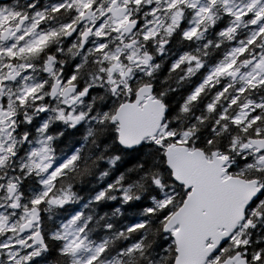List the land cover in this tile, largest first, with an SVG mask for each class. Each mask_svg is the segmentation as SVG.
<instances>
[{"label":"clouds","instance_id":"1","mask_svg":"<svg viewBox=\"0 0 264 264\" xmlns=\"http://www.w3.org/2000/svg\"><path fill=\"white\" fill-rule=\"evenodd\" d=\"M61 2L0 0L29 16L48 9L34 31L58 32L36 54L0 59V264H88L92 257V264H178L177 257L217 264L224 236L205 237L195 257L177 251L176 213L188 187L169 146L187 159L202 154L221 176L245 182L237 189L249 204L264 202V136L234 124L238 108L229 104L254 67L244 61L264 49L250 46L236 57V76L214 75L253 30L225 5L248 0H198L209 8L203 19L191 0L171 8L172 0H96L92 19L68 8L52 13ZM228 28L231 39L223 35ZM246 97L264 103V88L239 99ZM128 114L137 119L122 126ZM233 227L240 238L242 225L223 231ZM244 238L252 248L264 245V223ZM224 247L235 250L234 240Z\"/></svg>","mask_w":264,"mask_h":264},{"label":"snow or ice","instance_id":"2","mask_svg":"<svg viewBox=\"0 0 264 264\" xmlns=\"http://www.w3.org/2000/svg\"><path fill=\"white\" fill-rule=\"evenodd\" d=\"M117 0H112L115 5ZM139 4L140 0H136ZM177 0H172L168 7H173ZM191 6L196 10L195 14L201 16V13H208L209 8L206 5L199 4L198 0H191ZM96 7V0H62L59 4H54L50 11L58 13L65 8L75 10L80 19H92L94 17V10ZM245 8L247 12H245ZM113 16H119L121 9L119 7H112L109 9ZM225 10L229 14H235L236 20H240L241 15L246 19L251 20V28L253 29L246 42H242L241 46L233 48L228 55L232 56L230 62L218 65L215 69L214 75L220 76L223 73H230L232 76L237 75V71H232L237 64L236 57L247 53V48L250 46L259 45L264 49V0H248L244 7L237 5L232 8L230 5H225ZM49 11L45 9V12ZM45 12H35L31 16L22 12L19 9H11L7 6H0V59L2 58H16L25 54H36L40 52L47 43L56 38L58 32L55 29L40 32L34 31L46 19ZM127 21V17H124ZM117 24V27H120ZM69 25H64L63 30L67 31ZM235 29L228 28L223 35L231 39L230 33ZM196 29L193 28L191 32H186V36H193L196 34ZM97 35H100L97 31ZM151 32L145 35V39ZM27 36L31 39L27 44L21 46L20 42L24 41ZM104 44L99 45V49H103ZM115 57H113L114 59ZM245 64L252 63L254 67L250 72L241 75V86L236 93L231 97L229 104L232 108L237 109L233 114L232 122L236 125L246 124L248 128H254L256 133L264 136V131H261L259 125L264 121V103L256 104L252 98H247L246 101L239 99L240 96H245L250 90H255L257 87L264 88V52L260 57L254 61L245 60ZM212 76L208 77L211 80ZM207 82V81H206ZM246 85V86H245ZM34 89L29 88L25 96L31 94ZM200 89H197L199 93ZM223 93L218 94L219 99ZM195 99V96L192 97ZM20 103H24L21 98ZM209 109L212 104H209ZM11 115V113H9ZM3 114H0L2 118ZM115 119V117H113ZM137 119L135 114H128L122 117V126L125 121L134 122ZM159 143V141H157ZM253 143H259L254 140ZM187 152V150H179ZM187 159L184 156L174 155L173 146H169V161L177 170V178L183 180L188 187L186 198L176 216L178 219V226L175 227L173 235L177 239V251L182 252L187 250L193 257L199 251L201 244L205 237L212 235L224 236L225 239L220 242L217 251L224 250L223 255L216 257L217 264H264V245L257 244L254 248L249 246V240L245 239L247 233L254 232L255 228L264 223V202L257 205V201L253 200L249 204L244 195L237 189V185L245 183L242 180L234 178L229 175L221 176L223 169L217 170L215 167H210L211 161H206L202 158V154L197 152H188ZM55 175V173L53 174ZM49 181H45L48 183ZM44 195H48L46 192ZM33 204L40 203L39 200H34ZM251 209L250 211L248 209ZM243 209V211H241ZM242 225L244 233L240 238L235 237V232L239 229L233 227L231 233L223 231V229L233 226ZM231 238L235 242V250L232 248L225 249L228 239ZM102 251V249L100 250ZM95 257L88 261L92 264ZM177 262L180 264V257H177ZM191 264H198V261L193 258Z\"/></svg>","mask_w":264,"mask_h":264}]
</instances>
